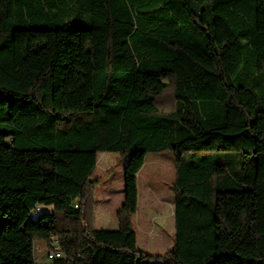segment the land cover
<instances>
[{
    "label": "trees",
    "instance_id": "obj_1",
    "mask_svg": "<svg viewBox=\"0 0 264 264\" xmlns=\"http://www.w3.org/2000/svg\"><path fill=\"white\" fill-rule=\"evenodd\" d=\"M166 152L172 247L149 255L137 175ZM100 153L128 156L115 229L93 226ZM259 155L264 0H0V264L52 236L50 264H264Z\"/></svg>",
    "mask_w": 264,
    "mask_h": 264
},
{
    "label": "rangeland",
    "instance_id": "obj_2",
    "mask_svg": "<svg viewBox=\"0 0 264 264\" xmlns=\"http://www.w3.org/2000/svg\"><path fill=\"white\" fill-rule=\"evenodd\" d=\"M128 160L127 155L114 153H100L97 156V165L94 172L96 181L95 206L93 211L95 229L111 228V220H115L114 211L118 207L119 198L123 202L122 182L123 166ZM264 174V155L258 156V166ZM174 179L173 153H149L145 156L144 165L137 177L138 207L132 216V227L136 232V247L149 255H161L172 246L173 237V192L171 189ZM264 187V177L261 180ZM112 191L111 203L98 207L99 196L104 197ZM121 193V196H120ZM259 203V199H258ZM106 204V203H105ZM262 205V203H261ZM108 215L104 216L103 212ZM113 211V212H112ZM258 214L263 219L262 208L257 205V230ZM96 218V219H95ZM46 248L39 245L34 255L38 264H50L45 257ZM136 264H173L169 258L165 259H138Z\"/></svg>",
    "mask_w": 264,
    "mask_h": 264
},
{
    "label": "crops",
    "instance_id": "obj_3",
    "mask_svg": "<svg viewBox=\"0 0 264 264\" xmlns=\"http://www.w3.org/2000/svg\"><path fill=\"white\" fill-rule=\"evenodd\" d=\"M137 177H138V175H137ZM122 182H123V176H122ZM96 186H98V185H96ZM97 188V187H96ZM111 194H112V191H110L109 193H107L104 197H102L101 196V198H100V196H99V198H98V200H99V203H98V207L102 204L103 206H106V205H108V203L110 204L111 203V201H112V197H111ZM138 195H139V192H138ZM120 196H121V193H120ZM122 198V197H121ZM121 198H119V203H118V207L115 209V210H117L120 206H121V204H122V202H121ZM106 203V204H105ZM137 207H138V199H137ZM113 212V211H112ZM116 213V211H114V214ZM103 215L104 216H107L108 215V213L105 211V212H103ZM172 217H173V214H172ZM96 219V218H95ZM111 223L112 224H110L111 225V228H116L117 227V222L116 221H114V220H111ZM172 247V246H171ZM36 248L37 249H39V244H37L36 245ZM37 262V261H36Z\"/></svg>",
    "mask_w": 264,
    "mask_h": 264
},
{
    "label": "built area",
    "instance_id": "obj_4",
    "mask_svg": "<svg viewBox=\"0 0 264 264\" xmlns=\"http://www.w3.org/2000/svg\"><path fill=\"white\" fill-rule=\"evenodd\" d=\"M77 206L75 205V208ZM51 247L48 250H45V257L47 260H54L61 257V252L58 249V239L55 237H50Z\"/></svg>",
    "mask_w": 264,
    "mask_h": 264
}]
</instances>
